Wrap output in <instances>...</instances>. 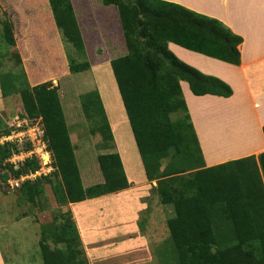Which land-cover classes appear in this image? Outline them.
<instances>
[{
    "label": "trees",
    "instance_id": "trees-1",
    "mask_svg": "<svg viewBox=\"0 0 264 264\" xmlns=\"http://www.w3.org/2000/svg\"><path fill=\"white\" fill-rule=\"evenodd\" d=\"M27 1L49 13L50 25L42 26V33L47 37L53 31L50 26H55L62 41L73 48L66 45V75L89 69L92 64L81 33V12L73 1ZM99 2L103 6L102 13L101 7L96 6L99 23L112 14L109 7L115 9L123 49L109 63L146 178L156 181L154 188L160 202L173 207L166 226L176 263L264 264V152L257 158L249 155L205 166L180 82L185 81L194 95L228 97L232 88L222 79L182 61L169 48V43H174L238 65L242 37L221 20L169 0ZM0 25L5 44L3 60L18 69L8 72L14 84L11 86L2 82L5 76L0 72L1 95L18 94L22 104L19 117L41 122L52 166L49 173L26 178L12 188L17 205H38L46 185L59 207L129 187L117 151L97 153V164L94 160L93 165L85 156L79 158L85 167L81 173L75 150L85 146H74L70 137L69 129L74 123L69 125V118L66 121L58 85L48 78L41 80L49 75L45 72L47 66L37 71L33 65L24 66L21 54H31V38L26 43L21 39V54L16 48L11 50L16 45L15 24L1 4ZM40 48L33 52L35 62L42 53ZM48 56L54 59L51 48ZM79 100L83 122L90 124V134L102 133L101 145L105 148L104 142L113 137L101 96L95 89L81 94ZM174 113L178 114L174 117ZM100 121L101 126H94ZM12 128H0V138L9 136ZM262 131L264 135V125ZM29 148V143L23 149L18 148L16 141L0 143V188L10 187L9 178L18 180L39 169L40 160L33 155L17 165L7 160L13 153ZM12 242V246L17 244ZM38 248L42 264H88L70 210H57L52 220L40 224ZM1 253L5 258V252ZM1 260L7 263L6 258Z\"/></svg>",
    "mask_w": 264,
    "mask_h": 264
},
{
    "label": "rangeland",
    "instance_id": "rangeland-1",
    "mask_svg": "<svg viewBox=\"0 0 264 264\" xmlns=\"http://www.w3.org/2000/svg\"><path fill=\"white\" fill-rule=\"evenodd\" d=\"M72 1L81 12V17H79L81 33L87 49V58L92 64L89 69L72 73V75L70 74L69 76L66 75V50L68 48L67 46L71 47L70 44L62 41L58 30L53 25V27L50 26V29L53 31L47 34L48 38L42 33V26L50 25L47 18L49 13L47 9L42 11L38 6H31L27 0H0L2 8L7 11L15 24L16 45L11 47V50L16 48L21 54L24 48L21 39H25L24 41L26 43L31 38L28 46L29 49L27 48L31 54L27 57L21 54L22 60L25 59L23 63H25L27 68L33 65L36 71L43 70L47 66L45 72L48 71L49 75L41 80L48 78L52 80L53 85H58L63 112L65 118H69V121L68 119L66 121H68L67 123H69V125L74 123L69 129L70 137L74 146H85L79 147L78 151L75 150L81 173L83 174L85 167L84 162L79 158L85 156L89 164L93 165L92 162L95 160L97 153L117 151L120 157L122 154L126 156L123 157L125 167L122 164L124 174H126L125 168L128 169V166L134 163L130 180L134 182L133 184H136L135 186L138 189L142 184L141 181H137L136 178L138 172L142 173L143 165L134 140L132 137L129 139L127 138L125 142L122 143V147L118 149L115 146L116 142L113 136V132H115L116 138L122 140L119 139V129L115 121H113L114 116L117 118V115L121 113L124 117L123 121L127 122L121 99L117 96L118 90L109 63V60L119 55L123 49V39L118 27L114 12L115 9L114 7H109L112 14L108 17V20H101L99 23V18L97 19L95 15L98 16L99 13L96 8L97 5L101 7L102 13L103 6L101 2H99L100 0ZM40 10L41 13H39ZM41 15L45 16L41 17ZM34 33L38 37L34 35ZM39 46L41 47L40 50H42V53H40L39 56L38 54L36 55L39 57V61L35 62L33 52L35 48ZM4 47L5 44L2 38L0 25V61L2 62L0 72L5 76L1 79L7 86H11L14 84L11 83L8 72H16L18 69H15L11 62H5L3 60ZM49 48L56 52V56L53 60H50L48 56ZM56 65H59V67ZM15 85L17 86L18 83ZM95 89H97L101 96L107 123L113 137L111 141L104 142L107 145L105 148L101 145L102 133L97 131L94 134H90V124L87 121L83 122L85 118L80 108V95ZM117 99L120 101V106L118 105L115 107ZM20 111H22V104L18 94L5 97L2 95L0 96V128L13 127L12 129H14V127L16 128L19 126V131L14 129L11 131L10 137L5 139L0 138V143L3 140L16 141L19 149H23L27 142L32 145H40L41 142H43L42 139H40L41 132L43 131L41 122L38 119L34 121L31 120V122L29 119L20 118ZM177 114L178 113H174L172 115L175 117ZM95 125L101 126L102 121L98 123L95 122L94 126ZM126 126L130 129L128 122ZM34 150L37 154H40L39 147H35ZM43 155H46V159L42 157ZM22 156L23 155L14 156L10 158V161L21 159ZM41 157L42 166L40 171H50L51 169L48 166L50 161L49 156H47L46 153H42ZM95 162L97 164L96 160ZM99 180H101V176ZM10 187L8 188L2 185L0 188V255L2 259H7V261L4 260V262H7L6 264H42L38 248L39 227L40 224L52 220L53 213L57 210H70L73 219L77 223L78 232L83 242L82 244L85 247L86 253L89 254H87L88 264H119V260H122L119 252L122 251L129 253V255L124 257L125 259H123L122 264L126 262H131V264H156L157 257L161 264H177L174 258L175 254L170 242L171 240L169 237L166 238L169 232L166 224L163 222L171 215V208H164V211L163 208H160L159 212L155 213V215L158 214V218H160L159 221L155 216L156 221L160 223H154L155 225L151 230V235L147 237L149 247H147V250H138L141 248V246L138 245L137 249L134 250L136 254H134V251H128L130 244H134L136 241L135 237L130 234L131 230H129V226L126 223H117L118 220L121 219V213L119 214L118 212L125 210L123 205H115L116 201L120 199V196L114 194L120 191L88 199V201H81L59 207L54 201L49 185H46L45 195L40 197V203L29 207V205L26 206V204L23 206L17 205L16 191ZM113 201H115V203ZM27 209H29L28 212L26 211ZM154 210L155 209H153V211ZM110 227L113 229L109 230ZM7 239L9 241H6ZM13 240L17 242V244L12 246ZM122 240H125V242L123 243ZM120 243L122 244L120 245ZM1 251L5 252V258ZM165 260L167 261L166 263Z\"/></svg>",
    "mask_w": 264,
    "mask_h": 264
},
{
    "label": "crops",
    "instance_id": "crops-1",
    "mask_svg": "<svg viewBox=\"0 0 264 264\" xmlns=\"http://www.w3.org/2000/svg\"><path fill=\"white\" fill-rule=\"evenodd\" d=\"M169 1L215 17L242 37V42L239 44L240 64L238 65L169 43V48L182 61L194 66L203 73L222 79L232 88V94L228 97L213 94L194 95L185 81L180 82L205 166L249 155H255L257 158L260 153L264 152V135L262 131L264 125V0ZM53 55L55 58L56 52L53 51ZM24 66L27 68L25 63ZM117 96L120 98L119 92ZM116 102L115 107L120 106L118 99ZM117 118L114 116L113 121L119 129V139L122 140L116 138L115 132H113V136L116 148L120 149L122 143L127 138H133V135L131 129L126 126L128 119L127 122L123 121L124 117L121 113L117 115ZM123 157L126 156L121 155L122 164L124 165ZM128 167L130 169L125 168V171L130 185L114 194L120 196V199L116 203L113 202L116 206L123 205L125 208L122 211L124 213L118 212L121 213V219L117 223L122 222L129 226L130 234L136 240L133 241L135 245L131 243L128 249V251L133 252L138 245L141 246L138 250H147V247H149L147 237L151 235L154 225L160 223L156 221V217L159 221L160 218L155 213L159 212L160 208H163V211L164 208H171L170 217L174 211L172 205L160 202L154 188L156 181H148L143 168L142 173L138 172L136 178L142 184L137 189L136 184H133L134 182L130 180L134 163ZM153 209L155 210L153 211ZM166 220L163 221L165 224ZM112 229V227L109 228V230ZM122 242L124 243L125 240H122ZM83 248L88 260V253H86L84 246ZM119 254L122 258V260H119V264H122L124 257L129 253L122 251ZM134 254H136V251H134ZM0 264H3L1 258ZM125 264H131V262ZM156 264H161L158 257L156 258Z\"/></svg>",
    "mask_w": 264,
    "mask_h": 264
},
{
    "label": "clouds",
    "instance_id": "clouds-1",
    "mask_svg": "<svg viewBox=\"0 0 264 264\" xmlns=\"http://www.w3.org/2000/svg\"><path fill=\"white\" fill-rule=\"evenodd\" d=\"M19 127V126H18ZM18 127H16V128H18ZM16 128H14L15 130H18L19 131V128L18 129H16ZM13 129V130H14ZM10 136V135H9ZM2 138V137H1ZM40 139H42V141L43 142H41V144L40 145H32L31 143H29V142H27V143H29L30 144V148L27 150V151H18L17 153H13L7 160L9 161V162H11V163H13V164H15V165H17L18 164V162H20V161H22L23 159H25L27 156H31V155H33L34 157H36V158H38L39 160H40V166H39V169H37V170H35V171H33V172H29L28 174H24V175H21L20 177H22V176H28L27 178H33V177H35L36 175H39V174H41V173H49L51 170H52V166L50 165L51 164V157H50V152L46 149V143H45V140H44V132H43V134H42V136H41V138ZM3 142V141H2ZM1 142V143H2ZM35 147H39V149H40V154H37L36 152H35ZM42 153H46L47 154V156H49V159H50V161H49V163H48V166H49V168L51 169L50 171H48V172H43V171H40V169H41V166H42V164H41V155H42ZM19 155H23L22 157H21V159H16V160H12V161H10V158H12V157H14V156H19ZM47 162V161H46ZM20 177L18 178V179H20ZM26 179V178H25ZM25 179H23V180H25ZM9 180H17V179H12V178H9L8 180H7V182L9 181ZM22 180V181H23ZM21 181V182H22ZM20 183V182H19ZM8 184H9V182H8ZM12 188L13 187H17V186H13V185H11V184H9Z\"/></svg>",
    "mask_w": 264,
    "mask_h": 264
},
{
    "label": "built area",
    "instance_id": "built-area-1",
    "mask_svg": "<svg viewBox=\"0 0 264 264\" xmlns=\"http://www.w3.org/2000/svg\"><path fill=\"white\" fill-rule=\"evenodd\" d=\"M42 134H43V131L41 132V135L40 136H42ZM11 136V135H10ZM10 136H7V137H10ZM7 137H2L3 139H5V138H7ZM4 141V140H3ZM28 176L26 175V176H22V177H20V179H18V180H9L8 182H9V184H11V185H13V186H18L19 185V182H21L23 179H25V178H27Z\"/></svg>",
    "mask_w": 264,
    "mask_h": 264
},
{
    "label": "bare ground",
    "instance_id": "bare-ground-1",
    "mask_svg": "<svg viewBox=\"0 0 264 264\" xmlns=\"http://www.w3.org/2000/svg\"><path fill=\"white\" fill-rule=\"evenodd\" d=\"M42 157H43L44 159H46V155H43Z\"/></svg>",
    "mask_w": 264,
    "mask_h": 264
}]
</instances>
